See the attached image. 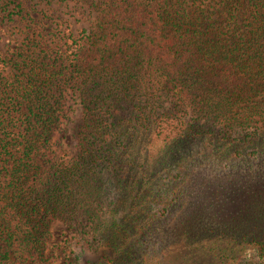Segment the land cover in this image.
<instances>
[{
	"label": "trees",
	"instance_id": "1",
	"mask_svg": "<svg viewBox=\"0 0 264 264\" xmlns=\"http://www.w3.org/2000/svg\"><path fill=\"white\" fill-rule=\"evenodd\" d=\"M54 3L78 32L39 28ZM0 24V264H48L55 220L84 264H264V0H0Z\"/></svg>",
	"mask_w": 264,
	"mask_h": 264
},
{
	"label": "rangeland",
	"instance_id": "2",
	"mask_svg": "<svg viewBox=\"0 0 264 264\" xmlns=\"http://www.w3.org/2000/svg\"><path fill=\"white\" fill-rule=\"evenodd\" d=\"M29 3V2H27ZM46 10V17L44 18L43 22L40 24V29L43 31H50L51 29L61 28L64 30V25H61V19L68 18V22L71 24L72 31L74 33L78 32L80 27L84 24L79 20V14L75 12L72 14L69 10L70 7H64L63 10L59 7L58 3L51 4L50 6H45ZM58 9V10H56ZM58 22L59 26L54 27ZM3 24H0V52L3 54L7 52V38L5 37V32L2 29ZM10 29V28H9ZM8 29V30H9ZM66 30V29H65ZM67 31V30H66ZM60 30H58V33ZM59 35V34H58ZM66 125H62L61 129H57L54 132L53 136V143L54 145L64 144L66 146H70L73 143V139L71 138L69 131L65 129ZM177 127L176 123H167L158 133L157 137L152 141L151 146L153 150L157 149L161 142L162 138L168 136L169 134L173 133V130ZM76 227H67L63 223L55 220L52 223V238L48 243V252H47V259L48 264H56V263H80L84 264V260L86 258H90L95 256V250L91 248H83L82 244L77 243V232L75 230ZM75 237V238H74ZM206 243V242H203ZM211 243V242H210ZM162 246H164L166 250V255H175L177 251H187V246H184L181 241H174L169 237H163L162 239ZM219 252V251H218ZM186 255H190L188 252ZM8 264H24L19 262H13Z\"/></svg>",
	"mask_w": 264,
	"mask_h": 264
}]
</instances>
